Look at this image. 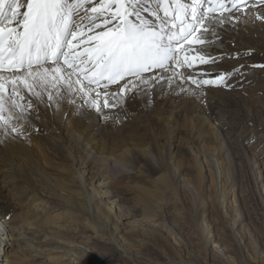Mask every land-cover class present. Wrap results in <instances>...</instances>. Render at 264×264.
<instances>
[{
  "label": "bare ground",
  "instance_id": "obj_1",
  "mask_svg": "<svg viewBox=\"0 0 264 264\" xmlns=\"http://www.w3.org/2000/svg\"><path fill=\"white\" fill-rule=\"evenodd\" d=\"M241 2L246 7L238 10ZM164 3L174 7L173 0ZM217 4L224 5V23L214 42L184 46L207 49L213 63L177 69L184 78L173 79L163 94L167 79L140 85L135 100L136 93H128L117 107L111 105L119 96L111 97L125 81L89 86L109 95L110 106L103 108L108 121L87 103L81 109L76 83L71 92L63 86L29 89L10 80L22 73H0L4 115L11 112V125L24 133L0 126V264H264V119L245 118L237 106L264 96V19L257 18L264 16V3L212 0ZM90 35L84 30L77 37L76 51L92 43ZM233 69L239 71L227 87L197 88L187 78L214 80ZM96 98L103 102V95ZM244 145L251 146L246 171L228 166V148ZM250 200L263 214L251 212ZM38 204L50 215L38 212ZM68 211L72 221L66 224L60 215Z\"/></svg>",
  "mask_w": 264,
  "mask_h": 264
},
{
  "label": "snow or ice",
  "instance_id": "obj_2",
  "mask_svg": "<svg viewBox=\"0 0 264 264\" xmlns=\"http://www.w3.org/2000/svg\"><path fill=\"white\" fill-rule=\"evenodd\" d=\"M173 3L174 7L169 8L164 0H95V3L93 0H0V72L22 73L10 80L13 84L23 82L29 89L37 85L43 88L63 86L71 92L76 83L80 86L78 91L83 92L81 109L87 103L89 109L108 121L111 117L103 112V108L110 106L109 95L96 89L89 90L90 85L95 84L98 88L101 81H106L103 85L106 88L108 84L125 81L120 91L111 97L119 96L111 105L117 107L128 93H136L131 96L135 100L140 94L137 92L140 85L153 87V82L167 79V84L161 85L163 94L173 79L184 78L177 69L191 68L194 63L214 62L207 49H185L184 46L214 42L217 27L224 23V5L217 4L214 8L212 0H190L189 3L173 0ZM88 4L92 6L87 7ZM232 7L237 8V3L233 2ZM245 7L241 2L238 10ZM161 8L163 16L160 15ZM217 12L219 15L213 14ZM144 13L155 17V21L146 18ZM257 18L264 19V16ZM84 30L91 34L86 39L92 43L78 52L77 37ZM157 69L161 74H156ZM169 71L172 75L165 78L162 73ZM238 71L221 73L214 80L187 78L197 88L208 84L227 87L228 78ZM4 85L5 81L0 77V91ZM177 88L184 90L180 85ZM192 91L197 96L205 95L202 91ZM143 92L148 95L147 88ZM11 94L18 95L15 87ZM35 94L39 95L38 92ZM101 95L104 97L102 103L96 98ZM49 99H52L51 95ZM147 103H152L150 98ZM13 104L21 108L23 115L22 106L15 101ZM126 111L121 108V112ZM81 114L85 119L89 118L88 110ZM12 119L11 112L4 115L3 97H0V126H11L12 132L24 135L11 125ZM6 218L10 219V216Z\"/></svg>",
  "mask_w": 264,
  "mask_h": 264
},
{
  "label": "rangeland",
  "instance_id": "obj_3",
  "mask_svg": "<svg viewBox=\"0 0 264 264\" xmlns=\"http://www.w3.org/2000/svg\"><path fill=\"white\" fill-rule=\"evenodd\" d=\"M222 41H224V40H222ZM253 100H256V101L261 100V101L259 103H256L255 101H252V98L247 99L246 100L247 103L245 105L243 103L237 105V106H239L238 107L240 110L239 112H241V115H243V117L248 118V119H256V118H258V119L263 118L264 119V96L262 99L257 98V99H253ZM250 101H252L253 104H251ZM225 102H227L225 99H221V105L225 104ZM243 105L245 106V110L241 109ZM223 109L221 108V111L220 112L218 111V116H217L218 119L222 120L223 117L226 115V113L223 112ZM232 109L234 110V108H232ZM239 146L228 148V150L226 152V156H225V162L228 164V166L231 165V167H232V165H236V166L241 165L243 167V169L246 171V168H245L247 165V163H246L247 159L246 158H248V154H249L247 152L251 146L244 145L245 147L244 148L241 147V149L239 148ZM261 148H262V146H261ZM242 149H246V150H242ZM259 151H260V149H259ZM257 153H258V151L256 149H254V150H252L251 155L257 157L258 156ZM245 180H247V179H245ZM8 182L13 184V181L10 178L8 179ZM246 182L247 181H244L243 183H246ZM247 183H249V182H247ZM253 197L255 198V196H253ZM250 202H251V204H249ZM250 202L249 201L247 202L248 203L247 207L251 210V212L257 213V214H263L262 213L263 211L261 209H259V207L257 206V204L259 203L258 201L250 200ZM259 205L261 208H264V203H259ZM36 208H37L36 210L38 212H40L41 214L50 215L49 212L44 210L43 204H41V205L38 204ZM249 209L247 210L248 213H250ZM59 213H61V211H54L52 213V216H54V215L57 216ZM66 214L67 215L61 214L60 216H61V219H63L62 222L67 224V222H69V221L71 222L72 219H70L71 215L69 214V211ZM55 221L58 222L59 220H55ZM81 227L86 228L85 225H83ZM87 230L89 231L90 229L88 228ZM82 236L85 237L84 235H82ZM80 238H82V237L80 236ZM171 239L174 241L173 238H171ZM75 240H77V239H75ZM99 253H101L102 256H104V257L110 255V253L108 251H103V250L99 251Z\"/></svg>",
  "mask_w": 264,
  "mask_h": 264
}]
</instances>
